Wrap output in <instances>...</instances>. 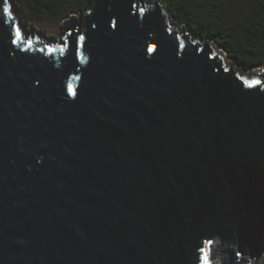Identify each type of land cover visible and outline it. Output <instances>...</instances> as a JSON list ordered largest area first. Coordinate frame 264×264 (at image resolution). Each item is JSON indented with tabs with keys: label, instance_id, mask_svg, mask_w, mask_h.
Instances as JSON below:
<instances>
[{
	"label": "water",
	"instance_id": "95a60500",
	"mask_svg": "<svg viewBox=\"0 0 264 264\" xmlns=\"http://www.w3.org/2000/svg\"><path fill=\"white\" fill-rule=\"evenodd\" d=\"M172 19L90 0L53 41L0 0V264L264 263V67Z\"/></svg>",
	"mask_w": 264,
	"mask_h": 264
},
{
	"label": "trees",
	"instance_id": "16d2710c",
	"mask_svg": "<svg viewBox=\"0 0 264 264\" xmlns=\"http://www.w3.org/2000/svg\"><path fill=\"white\" fill-rule=\"evenodd\" d=\"M24 21L63 25L90 0H16ZM156 1V0H151ZM194 38L210 40L245 73L264 67V0H160ZM264 264V263H263Z\"/></svg>",
	"mask_w": 264,
	"mask_h": 264
},
{
	"label": "rangeland",
	"instance_id": "374dc122",
	"mask_svg": "<svg viewBox=\"0 0 264 264\" xmlns=\"http://www.w3.org/2000/svg\"><path fill=\"white\" fill-rule=\"evenodd\" d=\"M145 2L147 4H150V3H154L155 1H151V0H145ZM163 6L165 7V9H167L166 5L163 3ZM16 8H17V14L21 15V18H22V21H21V25L23 26V28H26V31L28 34L31 33V27L33 28L34 32L35 33H40V34H44L47 38H50L51 40L53 41H57L59 36H60V31H61V28L64 27V24L63 25H32L31 23H28L26 21H24L23 19V16H22V10H21V7H20V4L16 1V0H13V9L14 11L16 12ZM78 19H80V15L79 16H74ZM173 22L175 24H178V27L180 28V30L182 29H186L189 31L188 27L184 26V25H180L178 22H176L174 19H172ZM70 21V20H69ZM193 41L197 40L199 42H201L202 44H205L207 42H211L210 40H203L201 38H192ZM214 47H217L218 46L216 44H212ZM221 50L224 52V50L221 48ZM225 53V56L224 58L226 59V64L227 66H234L235 69L237 70H240V67L238 65H236L233 61H231L229 58H228V55L226 52ZM243 72V71H242ZM248 73V72H247ZM244 76H247V75H244Z\"/></svg>",
	"mask_w": 264,
	"mask_h": 264
},
{
	"label": "snow or ice",
	"instance_id": "6c2138e0",
	"mask_svg": "<svg viewBox=\"0 0 264 264\" xmlns=\"http://www.w3.org/2000/svg\"><path fill=\"white\" fill-rule=\"evenodd\" d=\"M17 34L19 35V31L17 32ZM253 83H259V81H255ZM205 264H207V261L205 260Z\"/></svg>",
	"mask_w": 264,
	"mask_h": 264
}]
</instances>
